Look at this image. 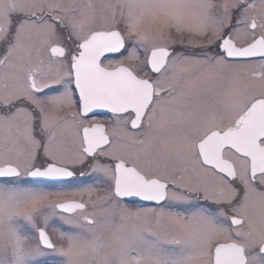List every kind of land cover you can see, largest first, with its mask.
<instances>
[{
  "label": "snow or ice",
  "instance_id": "obj_1",
  "mask_svg": "<svg viewBox=\"0 0 264 264\" xmlns=\"http://www.w3.org/2000/svg\"><path fill=\"white\" fill-rule=\"evenodd\" d=\"M0 264H264V0H0Z\"/></svg>",
  "mask_w": 264,
  "mask_h": 264
}]
</instances>
